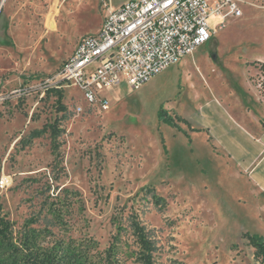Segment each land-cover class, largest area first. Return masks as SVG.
I'll list each match as a JSON object with an SVG mask.
<instances>
[{
  "label": "rangeland",
  "instance_id": "obj_1",
  "mask_svg": "<svg viewBox=\"0 0 264 264\" xmlns=\"http://www.w3.org/2000/svg\"><path fill=\"white\" fill-rule=\"evenodd\" d=\"M125 1L0 0L2 213L87 264H141L133 219L154 264H259L242 234L264 240V0L139 88L104 90L105 109L75 87L58 102L48 79Z\"/></svg>",
  "mask_w": 264,
  "mask_h": 264
},
{
  "label": "built area",
  "instance_id": "obj_2",
  "mask_svg": "<svg viewBox=\"0 0 264 264\" xmlns=\"http://www.w3.org/2000/svg\"><path fill=\"white\" fill-rule=\"evenodd\" d=\"M239 2L127 0L108 5L97 32L77 41L48 86L75 87L89 105L105 109L104 90L122 82L137 89L179 62L208 41L214 29H223L227 17L240 16Z\"/></svg>",
  "mask_w": 264,
  "mask_h": 264
},
{
  "label": "trees",
  "instance_id": "obj_3",
  "mask_svg": "<svg viewBox=\"0 0 264 264\" xmlns=\"http://www.w3.org/2000/svg\"><path fill=\"white\" fill-rule=\"evenodd\" d=\"M47 92L54 93L57 101H61V89L49 87ZM61 109H64L63 105ZM45 132L56 137L59 133L58 121L45 123L41 128L31 130L25 144H30L34 138L40 137ZM52 147H55V144ZM153 198L155 204L160 203V197ZM130 226L139 247L138 256L141 264H154L152 254L155 245L144 226L135 219ZM38 236V231L29 227L27 223L23 224V228L14 235L13 223L2 213L0 203V264H87L85 253L75 244L71 242L64 244L63 241H59L51 247L44 248L38 244ZM242 236L253 247L254 258L259 264H264V240L249 232H244Z\"/></svg>",
  "mask_w": 264,
  "mask_h": 264
},
{
  "label": "crops",
  "instance_id": "obj_4",
  "mask_svg": "<svg viewBox=\"0 0 264 264\" xmlns=\"http://www.w3.org/2000/svg\"><path fill=\"white\" fill-rule=\"evenodd\" d=\"M116 6H117V5H116ZM101 22H102V20H101ZM100 25H101V24H100ZM98 29H99V28H98ZM98 29H97V30H98ZM95 32H97V31H95ZM95 32H93V33H95ZM88 34H91V32L88 33ZM84 35H87V34H84ZM84 35H82V36H84ZM82 36H81V37H82ZM81 37H79V39H80Z\"/></svg>",
  "mask_w": 264,
  "mask_h": 264
}]
</instances>
